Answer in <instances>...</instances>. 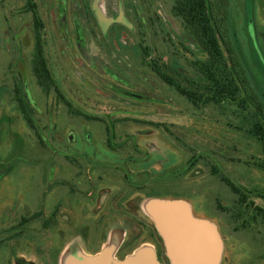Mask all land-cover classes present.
Returning a JSON list of instances; mask_svg holds the SVG:
<instances>
[{"label":"rangeland","instance_id":"374dc122","mask_svg":"<svg viewBox=\"0 0 264 264\" xmlns=\"http://www.w3.org/2000/svg\"><path fill=\"white\" fill-rule=\"evenodd\" d=\"M27 2L0 0V264H62L72 244L84 242L90 248L115 242L126 251L154 247L158 230L148 203L173 199L130 195L124 187L127 180L142 185L180 169L189 151L178 139L216 153L237 185L264 190L263 173L229 161L250 160L254 142L218 120L217 111H196L145 67L157 54H168L165 38L184 64L193 58L185 48L205 56L172 15L173 0H34L48 67L62 94L75 109L106 123L71 115L32 76L34 17ZM226 9L250 85L264 101V0H228ZM18 98L37 131L25 121ZM110 141L117 152L107 147ZM179 181L195 184L196 194L183 201L217 228L221 264L248 257L264 264V226L235 230L219 206L229 207L235 195L210 167L200 165ZM38 212L41 218L23 223Z\"/></svg>","mask_w":264,"mask_h":264},{"label":"trees","instance_id":"16d2710c","mask_svg":"<svg viewBox=\"0 0 264 264\" xmlns=\"http://www.w3.org/2000/svg\"><path fill=\"white\" fill-rule=\"evenodd\" d=\"M227 4L228 0H173L172 15L180 23L185 35L205 56L200 57L194 51L185 48L193 58L186 60L184 64L180 61L182 57L171 49L172 46H176L172 39L165 38L168 54H157L155 59L146 61L145 67L156 74L173 95L185 100L196 111L205 112L208 109L217 111L219 114L213 115L219 116L218 120H228V125L235 132L253 141L255 153L251 154L250 160L229 161H235L264 174V101L250 85L240 55L230 36ZM27 7L34 17L31 72L42 91L47 96L53 92L58 104L64 105L71 115L85 122H105L102 118L75 109L62 94L48 67L43 37L44 22L34 0H28ZM143 49L146 57L152 55L150 46H143ZM166 55L167 60L164 59ZM18 101L25 121L33 131H37L34 119L24 102L20 98ZM154 125L155 128L162 127L168 130L165 124ZM178 140L189 151L180 169L167 171L156 176L153 182L142 185L131 184L127 180L124 190L130 195L141 194L147 198L186 200L189 196L195 195L197 190L195 184L179 181V178L204 165L210 167L212 174L235 195L236 199L229 207H223L219 203L220 208L228 212L232 221L237 224L235 230H250L253 226H264V206L255 201L260 199L264 202V190L250 191L237 185L219 166L220 161L216 159V153L209 152L206 148L202 150L200 147L192 148ZM107 147L117 152V146L112 141L108 142ZM182 171L183 173H180ZM177 174L178 178L175 179ZM58 213L59 211H56L51 219L57 218ZM42 216V212H38L26 218L23 223ZM45 225L50 227V221L47 220ZM152 237L162 240L155 230ZM242 264H253V261L248 257Z\"/></svg>","mask_w":264,"mask_h":264},{"label":"water","instance_id":"95a60500","mask_svg":"<svg viewBox=\"0 0 264 264\" xmlns=\"http://www.w3.org/2000/svg\"><path fill=\"white\" fill-rule=\"evenodd\" d=\"M120 18L118 21H121ZM108 22L104 21V24ZM147 211L165 240L172 264H218L223 242L217 228L196 218L183 200H154ZM63 264V262H62ZM123 264H159L154 249L142 247Z\"/></svg>","mask_w":264,"mask_h":264},{"label":"crops","instance_id":"0c3cea01","mask_svg":"<svg viewBox=\"0 0 264 264\" xmlns=\"http://www.w3.org/2000/svg\"><path fill=\"white\" fill-rule=\"evenodd\" d=\"M198 219H200V218H198ZM158 234L161 237V239L164 241V244H165V240L163 239V237L161 236L159 231H158ZM128 246L129 245H127V247ZM119 247H120L119 243L110 242V243H108V245H103L102 249L97 251L95 254L85 253L84 250L82 249V247L77 249L78 250L77 252H74V250L71 247L70 249H68L67 253L63 256V264H123L128 258L134 256V254L136 252V250L126 251V249L123 248V258H117L116 252L119 249ZM165 247H166V244H165ZM150 248L154 249V252H155L156 257H157L155 246L150 247ZM166 252H167V248H166ZM222 255H223V251H222ZM157 260H158L159 264H161L158 257H157ZM221 260H222V256H221ZM221 260L218 264H221ZM195 264H197V263H195Z\"/></svg>","mask_w":264,"mask_h":264},{"label":"flooded vegetation","instance_id":"af4514ba","mask_svg":"<svg viewBox=\"0 0 264 264\" xmlns=\"http://www.w3.org/2000/svg\"><path fill=\"white\" fill-rule=\"evenodd\" d=\"M159 243H153V245L155 246L156 249V253H157V257L160 261L161 264H172L171 260L169 259L167 252H166V247L164 244V241L158 238L157 240ZM102 246H89V244L87 243H75L72 244V249L74 250V252H77L80 247H82V249L84 250L85 253L87 254H95L97 251L102 249ZM76 249V250H75ZM116 256L117 258H123V244L120 245L119 249L116 252ZM62 262H63V257H62Z\"/></svg>","mask_w":264,"mask_h":264}]
</instances>
